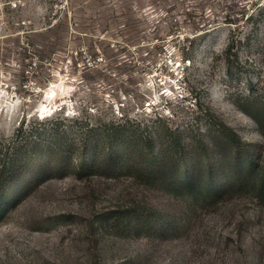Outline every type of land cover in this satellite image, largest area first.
I'll return each mask as SVG.
<instances>
[{"label": "rangeland", "instance_id": "rangeland-1", "mask_svg": "<svg viewBox=\"0 0 264 264\" xmlns=\"http://www.w3.org/2000/svg\"><path fill=\"white\" fill-rule=\"evenodd\" d=\"M261 100L264 0H0V264H264V193L229 175L248 156L264 170V118L241 107ZM108 135L138 166L152 147L208 160L223 191L82 166Z\"/></svg>", "mask_w": 264, "mask_h": 264}, {"label": "trees", "instance_id": "trees-1", "mask_svg": "<svg viewBox=\"0 0 264 264\" xmlns=\"http://www.w3.org/2000/svg\"><path fill=\"white\" fill-rule=\"evenodd\" d=\"M232 48L233 43L229 44L228 51H231ZM241 107L244 112L249 114L261 124V118H264L261 117L264 116V100L254 101L247 106ZM223 126V136L227 141L232 142L234 150L237 151V156L240 157V154L243 153L242 151H240V149L244 148V142L234 130L229 128V126H225L224 124ZM122 127H124L122 123H112V128H114L116 131ZM126 139L127 138H120L119 136H112V138L109 139V135L106 138L104 136L100 141L96 142L94 154L91 156V158H87L89 152L85 154V158L84 160H82L81 165L93 167L94 169L108 167L110 163H115L117 168L121 165L130 166L131 168L135 169L145 181H150L151 179H153V181L157 180V183L164 184L172 193H175L176 195L182 197L187 196L195 200L207 199V197L220 195L222 193L223 187L225 185L224 182H217L218 178L215 177H208V179H206V173H212L210 161H203L206 168L205 171H203L202 169H198V165L201 164H198L199 158L197 159V162L195 161V159L186 156V154H178L176 151H171V154H163V156H160L161 154H158V152H156L152 147L148 151L150 153V159L144 162L142 165L138 166L134 164V161L129 163V161L133 158L125 159L124 157H122V159H119L118 157L120 156V148L112 145L117 143L119 144L118 146L121 147L124 143V140ZM60 140H62V138H59L56 141L49 140L47 149L51 150L53 146L61 144L62 142ZM32 141L33 140L31 139L25 141V143L27 144V146H32ZM108 143H110L111 146H108ZM178 146L182 147L180 142ZM28 150L29 149H27V151H23L18 148V150H16L15 152L16 154H13L12 156L18 160L24 159L26 157L33 158L35 155H32L31 150ZM175 153L177 154V156ZM205 157L206 159H209V155H205ZM189 162L191 163V165H188ZM256 164L257 161H255L251 156L246 157L243 161H240L238 159L236 161V168L234 170H231L229 175L231 176V179L235 182V184L243 185L246 188H251L256 191V193L261 194L264 193V170L261 169L257 171L255 169ZM161 165L165 166L163 167ZM1 171L0 214H2L4 209H6L8 203V200L5 199L6 197H4L5 189H3V184L8 179H10L8 178V173H6L5 170ZM199 171L203 172L201 178H198ZM151 211L152 209L149 208L142 215L146 218V221H148V218H154L155 222L151 224V227H153V229L158 233L163 232L165 230L164 222L161 221V218L158 215L151 214L153 213V211ZM129 216L130 215H127L122 218H129ZM132 216L133 215H131V217Z\"/></svg>", "mask_w": 264, "mask_h": 264}, {"label": "built area", "instance_id": "built-area-1", "mask_svg": "<svg viewBox=\"0 0 264 264\" xmlns=\"http://www.w3.org/2000/svg\"><path fill=\"white\" fill-rule=\"evenodd\" d=\"M9 2L14 6L17 7L18 4L22 3L23 0H9Z\"/></svg>", "mask_w": 264, "mask_h": 264}]
</instances>
